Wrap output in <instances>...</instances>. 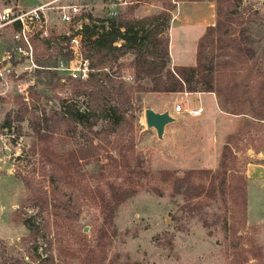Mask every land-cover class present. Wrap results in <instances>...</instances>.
Returning <instances> with one entry per match:
<instances>
[{"label":"rangeland","instance_id":"1","mask_svg":"<svg viewBox=\"0 0 264 264\" xmlns=\"http://www.w3.org/2000/svg\"><path fill=\"white\" fill-rule=\"evenodd\" d=\"M200 1L205 4H199L198 8L182 5L179 11L181 1L176 0H52L46 3L43 12L48 21V34L41 35L33 29L27 35L39 68H33L24 57L19 59L14 55L12 63L18 68V74L12 73L4 84L0 81V264H13L16 259L19 264H232L233 246L245 249L248 258L245 264H264V221H252L258 214L255 211L264 210V197L256 193V184L250 182L248 222L247 202L244 217L241 182L237 176L239 172L247 179L249 165H264V122L245 127L247 115L229 113L228 120H219L214 127L218 129V135H214L212 130L208 133L209 128L201 125L200 120L186 114L182 116L180 130L158 136L141 118L143 106L152 104L154 96L165 100L172 97L134 91L132 109L126 113L132 123L127 136L134 139V159L129 158V164L141 172L139 184L130 185L122 177L114 176L115 170L107 167L103 154L98 161L79 160L78 172L72 179L59 168L53 170L43 158L61 162L62 152L77 148L92 135L81 125L68 128L63 125L53 130L55 112L62 105L75 103L84 108L87 100L86 95L76 94L80 81L69 76L68 69L59 68L62 61L64 66L70 64L66 36L72 32L70 24L60 20L59 6L78 5L80 18L77 16L74 21L83 19L81 15H90L99 23L103 18L119 15L139 19L172 4L175 7L171 16L178 11L179 18L172 24L170 34L169 24L166 34L173 43L174 59L184 62L191 56L185 44L190 41L186 24L192 23L196 29L207 18L215 23V2ZM21 3L32 5L37 1L21 0ZM20 7L18 0H0V9L15 11ZM129 8L132 11H127ZM136 9L139 15L148 14L136 17ZM228 9L235 11L232 16L235 27H245L252 39L247 43L254 51L250 61L259 59L264 43V0H235ZM16 27L0 29V58L4 51L12 53V48L23 47L15 37ZM114 44L119 46L121 41ZM85 53L94 69L101 66L99 57L88 47ZM116 55L110 60L105 58V71L121 75L135 88L140 83L149 85L148 79H135L131 67L133 53ZM71 63L75 65V61ZM204 99L211 104L209 96ZM179 102L190 108L199 103L196 96ZM101 124L104 122L94 129H100ZM33 126L41 128L44 134L41 138L36 136ZM230 134L237 138L231 142L235 158L231 157L230 164L221 167L223 145ZM189 170L194 172L188 175ZM101 175L116 185L117 194L133 188L131 194L112 207L108 218L101 204V196L105 194ZM23 176L32 178L46 192L48 200L55 194L60 208L50 205L42 209L22 208V202L25 204L28 197ZM138 177L135 175L133 181ZM19 208L23 212L20 218L24 213L34 215L41 228L40 237L44 239L39 238L36 253L31 244L22 240L28 237L29 231L17 219ZM49 239L50 245L45 243ZM59 241L72 245L74 250H59Z\"/></svg>","mask_w":264,"mask_h":264},{"label":"trees","instance_id":"2","mask_svg":"<svg viewBox=\"0 0 264 264\" xmlns=\"http://www.w3.org/2000/svg\"><path fill=\"white\" fill-rule=\"evenodd\" d=\"M211 1L216 4L215 23L208 25L198 40L194 65L171 64L170 66L169 37L166 31L172 18L171 10L175 7L172 4L159 13L139 19L124 18L119 15L118 17L103 18L99 23H96L90 15H81L83 18L80 29L81 55L82 59L88 62V75L85 79H76L80 81L76 94L86 95L87 100L84 108L77 107L75 103L62 105L61 109L55 112L56 119L53 130L63 125L67 128L81 125L87 128L92 135L88 136L77 148H70L62 152L60 154L61 162L54 158L43 157L53 170L59 168L67 175L68 179H72L74 177L72 175L78 172L76 165L79 160L98 161L103 154L107 167L110 170H115L114 176L122 177L130 185H133L132 182L139 184L141 172L129 164V158L134 159V139L127 136L128 130L132 129V123L128 121L126 113L132 109L131 101L134 91L213 92L223 111L249 117L244 123L245 127L264 122V43L260 58L250 61L254 51L247 46V43L252 39L245 31V27H241V29L235 27L232 17L235 11L228 9L235 0ZM127 11H132V9L129 8ZM158 20L161 21L156 24L155 22ZM16 26L19 28V25ZM66 38L69 39V36L67 35ZM117 40L121 41L119 46L114 44ZM86 47L99 57L100 67L94 69L91 58L88 55L84 56ZM127 52L134 54L131 67L134 69L135 79H148L149 85L140 83L135 88L121 75H113L104 70L105 58L110 60L117 57L116 53L121 55ZM67 58L71 59L72 56ZM227 105H234V107ZM100 122H104V124H101L100 129L95 130L94 126ZM33 129L38 138L44 135L41 133L40 127L33 126ZM240 130L242 132V128ZM236 139L234 134L228 135L220 158L221 167L228 166L230 164L228 160L231 157L235 158L232 155L231 142L234 143ZM193 172L194 170H189L187 174ZM135 175L139 176L137 181H133ZM237 176L241 182L242 212L245 217L247 179L239 172H237ZM101 177L105 187V194L101 196V204L106 208L108 218L112 207L131 194L133 188L117 194L116 185L107 177L103 175ZM22 181L28 192L25 204L24 202L21 204L22 208L33 206L42 209L49 205L54 209L60 208L61 203L55 194L48 200L46 192L39 189L38 184L32 178L23 176ZM20 208L16 211L17 219L29 231L28 237L22 240L31 244L32 250L36 253L40 247L38 240L43 238V236L40 237L41 228L34 215L24 213V216L20 218L23 213ZM45 243L50 245L51 240L49 239ZM57 246L59 250H74L72 245L62 244L61 241L57 242ZM230 250L232 264H245L244 262L248 260L243 247L233 246ZM251 252H253L252 249ZM252 258L256 259L257 257ZM89 259L87 257V260ZM17 261L19 260L16 259V263L13 264H19ZM10 262L12 261L10 260Z\"/></svg>","mask_w":264,"mask_h":264},{"label":"crops","instance_id":"3","mask_svg":"<svg viewBox=\"0 0 264 264\" xmlns=\"http://www.w3.org/2000/svg\"><path fill=\"white\" fill-rule=\"evenodd\" d=\"M37 1L36 4H32V5H23V3H21V0H18V5L21 6L19 9H23V10H27V9H31L34 7H37L39 5H43L46 3L51 2L52 0H34ZM205 1H181V3H179L178 5V11L179 8L182 7V5H185L186 8H193V7H199V4H205ZM178 11L173 14V17L171 19V23H170V29H169V34L172 28V24L174 23V21L176 19L179 18V16L177 15ZM148 13H143V14H138V11L136 9V13L135 16H144L147 15ZM187 21V19H186ZM211 19L207 18V20L201 22V25L199 26V28L194 29V26L191 24H186V27H188L189 29V33H190V41H188V43H185L186 46L190 49V58L188 60V58H185V61H177L174 59V55H173V43L170 39V35H169V54L171 57V62L172 65H194L195 61H196V50H197V44H198V40L200 39V37L202 36V34L204 33L206 27L208 25H211ZM197 27V25L195 26ZM154 94H161L162 96H171L172 99L171 100H165L162 97H152L153 98V103L152 104H147L145 105V107L143 106V111L146 108H151L153 109L155 112H164V111H168L169 114L174 118L173 121H171L168 124H172L171 126L167 127V124L164 126V134H169V132L175 131L177 128L179 129V126L183 125L181 123L182 121V116L186 115V112H176L174 110V105L179 102V100H184V102L186 100H188V98L190 96H196L197 97V101H199L198 105H194L193 108L196 107H201L202 110L198 115H190L187 114L189 116H193L195 117V119L200 120V124L204 125L205 127H208V133L210 134L213 133L214 135H218V129H214V127H216L219 123V120H228L229 118L227 117L229 115V113L223 111L221 109V107L218 105L217 102V98L215 96V94L213 92H193V93H188V92H172V93H156L154 92ZM154 94H148V96L154 95ZM209 96V98L211 99V104L207 103L206 101V105H204V97ZM184 108L186 109H191L190 107H185L183 105ZM144 115V114H143ZM201 115V116H200ZM200 116V117H198ZM143 119H145V117H141ZM154 129V128H151ZM180 130V129H179ZM168 132V133H167ZM171 134V133H170ZM246 173H247V215H248V222H250L249 220V210H250V206L248 204V192L249 187H250V182H253L256 184L257 186V190L256 193H261L262 198L264 197V165H255V164H251L247 167L246 169ZM255 213H258L257 215L254 216V218L252 219V221L254 223H261L264 221V210L262 212L260 211H255Z\"/></svg>","mask_w":264,"mask_h":264},{"label":"built area","instance_id":"4","mask_svg":"<svg viewBox=\"0 0 264 264\" xmlns=\"http://www.w3.org/2000/svg\"><path fill=\"white\" fill-rule=\"evenodd\" d=\"M45 6L46 4H43L27 10L17 9L15 11L10 8L0 9V29L10 25H19L15 37L19 38L23 45V47L16 46L12 48V53L10 51L3 52L0 58V81L2 84L8 82L7 79L12 73L18 74V68L13 66L12 63L14 55H18L19 59L24 57L33 68H39L33 58L31 43L27 35L33 29L39 31L41 35L48 34V21L43 12ZM59 9H61L60 20L70 24L72 30L71 33H68L69 50L72 55V58L69 60L70 64L66 62L69 66H64V62L62 61L59 68L68 69V74L72 78L85 79L88 75V62L82 59L81 55L80 29L82 19L74 21V18L80 15V8L78 5H69L59 6ZM72 60L75 61V65H72ZM174 110L178 113L186 112L195 116L201 112L202 108L186 109L183 107V103L179 102L174 105ZM17 145H20V141L17 142Z\"/></svg>","mask_w":264,"mask_h":264},{"label":"water","instance_id":"5","mask_svg":"<svg viewBox=\"0 0 264 264\" xmlns=\"http://www.w3.org/2000/svg\"><path fill=\"white\" fill-rule=\"evenodd\" d=\"M144 117L147 127L154 128L158 136L162 135L164 126L174 119L168 111L155 112L151 108L144 110Z\"/></svg>","mask_w":264,"mask_h":264}]
</instances>
